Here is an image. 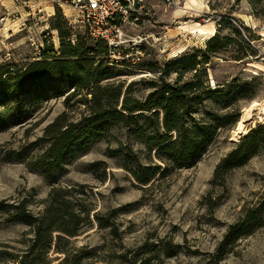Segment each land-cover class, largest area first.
Listing matches in <instances>:
<instances>
[{"label":"rangeland","instance_id":"1","mask_svg":"<svg viewBox=\"0 0 264 264\" xmlns=\"http://www.w3.org/2000/svg\"><path fill=\"white\" fill-rule=\"evenodd\" d=\"M67 2L0 0V68L25 69L43 61L42 52L50 54V62L57 58L70 61L79 38L94 47ZM141 5L135 9L138 20L124 28L126 38L165 34V40L144 46L140 61L128 64L129 68L105 67L102 54L94 58L93 67L109 74L100 84L122 86L119 104L125 96L146 103L164 86L197 81L203 98L192 110L186 107L179 112L188 127L209 125L211 115L239 111L241 117L251 104L264 105V0H185L170 7L166 0H144ZM207 19L209 23L204 22ZM210 23L214 33L212 26L205 34L198 31ZM215 34L228 44L205 64L206 44ZM187 54L200 63L197 79L195 72H183L181 63ZM44 84L36 106L28 104L22 112L23 107L14 102L12 113H0V202L29 201L28 209L38 216L54 187L82 191L77 197L90 210V223L70 239V247L76 250L74 254L82 250L87 263L264 264V226L221 248L229 228L263 205L264 112H252L244 133L236 131V124L219 132L190 168L164 179L157 177L147 186L136 183L130 172L138 165L157 163L145 147L146 137L155 131L150 114L130 127L97 124L87 130L95 138L74 145L54 184L27 163L41 151L44 129L57 116L65 113L75 123L89 117L91 88L77 93L66 79L59 86L52 80ZM218 88H223L220 93H210ZM33 100L27 99L28 103ZM258 127L263 129L256 153L245 165L228 172L223 181L211 184L219 162ZM19 154L29 156L21 162L16 157ZM94 162L107 166L103 181L90 172ZM96 215L103 219L101 223ZM6 218L0 213V246L9 245L14 253L23 248L19 242L32 234L26 225L8 223ZM58 256L50 253L53 264L58 263Z\"/></svg>","mask_w":264,"mask_h":264},{"label":"trees","instance_id":"2","mask_svg":"<svg viewBox=\"0 0 264 264\" xmlns=\"http://www.w3.org/2000/svg\"><path fill=\"white\" fill-rule=\"evenodd\" d=\"M227 44L215 34L206 44L203 62L208 64L210 59ZM72 49L70 58L73 59L70 61L57 58L50 62L48 56L50 54L42 52L41 56L44 60L32 63L25 69L13 72L8 71V68L6 70L0 68V108H2L0 113H12L14 102L23 107L22 112L27 110L28 104L32 106L39 104L45 90L43 87L45 80H52L56 86H59L61 81L66 79L77 93L87 90L88 87L91 88L89 117L75 123L68 121L65 113L57 116L44 129L43 137L40 139L43 142L41 151L27 163L30 169L41 171L50 183H56L58 174L64 169L74 145L81 140H85L83 142L85 145L95 138L89 135L87 130L97 124L108 122L130 127L139 124L146 114H150L155 131L146 137L145 147L149 153H154L157 163L153 166L138 165L130 172L136 183L147 186L157 177L164 179L172 172L190 168L214 143L219 132L227 130L239 120L240 113L236 111L211 115L209 125L188 127L187 121L179 112L186 107L192 110L193 106L203 98V91L198 94L200 84L197 81L184 86H164L146 103L133 101L125 96L119 104L122 86L114 88L113 85L108 84L103 87L100 83L107 79L109 74L106 69L98 70L99 67H93L97 62L94 58L102 54V62L108 68L125 69L129 68V65L111 62L108 48L102 42H95L94 47H88L87 39L79 38ZM185 56V61H180L181 65L185 66L183 72H195L194 79H197V67L200 65L197 57H192L190 54ZM222 89L218 88L217 91L210 93L218 94ZM29 98L34 100L28 103ZM17 115L19 118L22 117V113H16ZM262 129L263 127H258L251 130L219 162L211 184L219 180L223 181L228 172L245 165L250 160L261 143ZM28 156L29 154H19L16 157L17 160L25 162ZM106 171L107 166L103 162L90 164V172L99 181L106 178ZM81 194L83 192L78 189L54 187L44 200V210L38 216H34L28 209L29 201L12 204H9L8 200L1 201L0 213L7 216L6 222L26 225L30 228L32 237L27 241H20L23 248L14 253L11 252L14 250L13 247L0 246L3 248L0 250V264H53V260L49 257L52 251L59 255L56 259L57 264H96L83 262L85 257L81 255L82 250L74 254L76 250L70 247V239L79 236L90 223V210L79 203L80 199L77 197ZM262 202L261 208L248 211L245 218L229 228L226 234L227 242L223 243L221 248L238 238L249 236L254 230L264 226L262 213L264 198ZM95 219L99 223L103 221L97 215ZM216 261H220V257H216ZM126 264H134V261L129 260Z\"/></svg>","mask_w":264,"mask_h":264},{"label":"built area","instance_id":"3","mask_svg":"<svg viewBox=\"0 0 264 264\" xmlns=\"http://www.w3.org/2000/svg\"><path fill=\"white\" fill-rule=\"evenodd\" d=\"M27 0H14L23 3ZM144 0H68L75 22L80 24L94 42L104 43L113 63L134 64L140 61L144 46H153L165 40L160 34L128 37L124 28L136 22L135 9L142 8ZM185 0H166L167 6L180 5ZM209 23V19L204 21Z\"/></svg>","mask_w":264,"mask_h":264},{"label":"bare ground","instance_id":"4","mask_svg":"<svg viewBox=\"0 0 264 264\" xmlns=\"http://www.w3.org/2000/svg\"><path fill=\"white\" fill-rule=\"evenodd\" d=\"M190 2L194 3L195 0H190ZM212 26V30H210L209 28H211ZM206 30H210L211 33H214V26L212 23L207 24V26L198 29V31L201 34H205ZM255 110H259L261 112H264V105L258 104V103H253L251 104V106L247 109H245L242 113V116L240 117V119L238 120V122L236 123V131L239 133H244V129L246 127V123L250 120L251 116H252V112Z\"/></svg>","mask_w":264,"mask_h":264}]
</instances>
